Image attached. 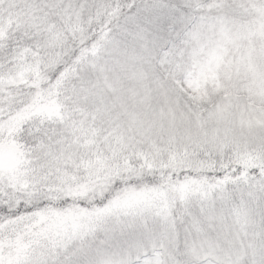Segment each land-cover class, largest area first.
<instances>
[{
	"label": "snow or ice",
	"instance_id": "obj_1",
	"mask_svg": "<svg viewBox=\"0 0 264 264\" xmlns=\"http://www.w3.org/2000/svg\"><path fill=\"white\" fill-rule=\"evenodd\" d=\"M0 264H264V0H0Z\"/></svg>",
	"mask_w": 264,
	"mask_h": 264
}]
</instances>
